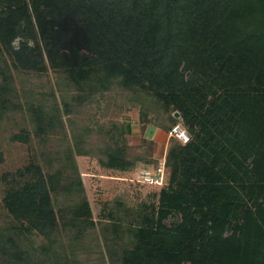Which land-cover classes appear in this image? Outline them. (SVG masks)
Instances as JSON below:
<instances>
[{
	"label": "trees",
	"instance_id": "obj_1",
	"mask_svg": "<svg viewBox=\"0 0 264 264\" xmlns=\"http://www.w3.org/2000/svg\"><path fill=\"white\" fill-rule=\"evenodd\" d=\"M49 70L78 102L117 92L115 116L126 102L142 122L180 123L189 138L169 150V182L135 223L100 210L119 244L113 264H264V0H0V114L13 104L12 71ZM111 143L102 166L142 162ZM1 181L12 225L0 230V257L27 263L28 236L50 244L95 228L78 174L31 161ZM61 196L71 203L56 211Z\"/></svg>",
	"mask_w": 264,
	"mask_h": 264
},
{
	"label": "rangeland",
	"instance_id": "obj_2",
	"mask_svg": "<svg viewBox=\"0 0 264 264\" xmlns=\"http://www.w3.org/2000/svg\"><path fill=\"white\" fill-rule=\"evenodd\" d=\"M12 77L13 104H7L0 114V202L4 191L1 176L33 161L44 171H64L74 179L79 175L95 228L81 237L75 229H68L56 234L50 244L39 236H28L22 243L30 256L28 262L13 263L10 258L0 257V264H113L110 252L119 244L111 240L109 220L100 223V210L106 204L127 229L144 206L156 204L160 188L141 185L135 177L139 170L155 166L177 144L168 138L167 130L173 123L160 130L142 122L138 107H129L126 102L121 115L115 116V102L120 99L117 92L78 102L75 86L50 70L44 74L12 71ZM38 108L44 113L39 120L33 113ZM116 126L121 127L115 129ZM22 133L29 136L28 143L12 140ZM112 140L124 145L133 164L138 157L142 162L135 163L129 171L102 166L100 158ZM170 173L167 167L166 185ZM71 198L61 196L54 203L55 210H63ZM7 224L11 226L12 221L0 203V230ZM127 241L126 238L123 243Z\"/></svg>",
	"mask_w": 264,
	"mask_h": 264
},
{
	"label": "built area",
	"instance_id": "obj_3",
	"mask_svg": "<svg viewBox=\"0 0 264 264\" xmlns=\"http://www.w3.org/2000/svg\"><path fill=\"white\" fill-rule=\"evenodd\" d=\"M169 135L174 137L178 143L186 144L189 142V138L185 130L181 127L180 123L176 124L169 131ZM135 180L137 183L145 186H151L161 188L167 183V166L166 159L161 158L155 167L150 170L143 168L137 173Z\"/></svg>",
	"mask_w": 264,
	"mask_h": 264
},
{
	"label": "crops",
	"instance_id": "obj_4",
	"mask_svg": "<svg viewBox=\"0 0 264 264\" xmlns=\"http://www.w3.org/2000/svg\"><path fill=\"white\" fill-rule=\"evenodd\" d=\"M156 136H157V134L155 133L154 135H153V137L151 138L152 140H154L155 138H156ZM168 138H172L173 140H175L176 142H177V140L174 138V137H171L170 135H169V137ZM168 152H169V150L161 157V158H167V154H168ZM155 166H153L152 168H149L150 170H152L153 168H154Z\"/></svg>",
	"mask_w": 264,
	"mask_h": 264
},
{
	"label": "water",
	"instance_id": "obj_5",
	"mask_svg": "<svg viewBox=\"0 0 264 264\" xmlns=\"http://www.w3.org/2000/svg\"><path fill=\"white\" fill-rule=\"evenodd\" d=\"M175 117H179L178 113H175Z\"/></svg>",
	"mask_w": 264,
	"mask_h": 264
}]
</instances>
